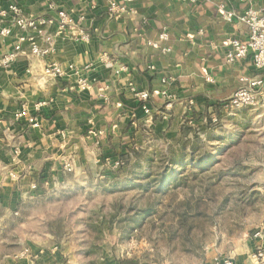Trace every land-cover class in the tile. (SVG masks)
<instances>
[{
	"label": "crops",
	"instance_id": "obj_1",
	"mask_svg": "<svg viewBox=\"0 0 264 264\" xmlns=\"http://www.w3.org/2000/svg\"><path fill=\"white\" fill-rule=\"evenodd\" d=\"M108 3L109 0L59 1L60 10L85 17L84 27L91 35V43L73 38L74 30L61 33L58 22L53 20L44 27L45 35L53 39L49 55L34 56L25 44L12 65L0 70L3 206H9L17 196L34 198L32 184L38 187L36 193H54L67 186L68 176L72 180L87 179L89 172L84 168L89 163L93 173H101L103 160L114 161L116 158L110 155L121 151L127 138L140 137L146 128L153 134L166 130L177 137L182 136L184 126H204L205 119L210 122L214 114L225 110L227 100L241 86L240 79L256 74L251 57L234 65L226 63L222 47L225 39L245 41L249 31L243 23L224 22L213 2L193 6L175 0H136L119 20L109 19ZM10 5L19 6L30 19L55 16L45 0H0L3 10ZM230 5L242 13L250 6L264 9V0H233ZM9 25L14 34L0 37V57L12 52L18 42L17 27L10 19H0V28ZM163 33L169 36L168 41H161ZM154 43L159 44L158 48ZM164 48L170 52H164ZM106 58L108 62H104ZM49 64L61 65L65 76H46L44 69ZM148 65L156 67L155 74L147 72ZM69 66L80 71H71ZM122 67L127 71H120ZM85 73L91 86L81 89L79 79ZM209 73L215 84L206 83ZM162 77H171L174 83L163 85ZM135 90L150 93L153 122L139 109ZM163 91L174 98L170 111L165 109ZM42 101L46 106L37 113L34 105ZM190 103H194L193 108ZM24 107L29 115L37 117L39 129L26 119L15 118ZM68 164L71 172L65 169ZM251 240L247 249L233 258L234 264H252L253 252L264 248V240ZM51 250L55 254L59 246ZM220 258L224 259L215 256L207 264H219Z\"/></svg>",
	"mask_w": 264,
	"mask_h": 264
},
{
	"label": "rangeland",
	"instance_id": "obj_2",
	"mask_svg": "<svg viewBox=\"0 0 264 264\" xmlns=\"http://www.w3.org/2000/svg\"><path fill=\"white\" fill-rule=\"evenodd\" d=\"M214 118L217 129L188 125L177 137L146 128L110 155L123 161L120 169L103 160L101 173H93L89 163L84 169L93 174L68 176L61 191L39 194L37 187L31 189L34 198L17 196L7 207L0 202V264H118L130 258L207 264L215 256L235 258L264 229V99L256 108L222 110ZM190 127L208 146L226 141L232 148L210 171L182 170L186 185L175 189L158 180L157 161L170 145L177 148ZM235 163L238 172L229 169ZM222 167L225 175L218 178L212 170Z\"/></svg>",
	"mask_w": 264,
	"mask_h": 264
},
{
	"label": "built area",
	"instance_id": "obj_3",
	"mask_svg": "<svg viewBox=\"0 0 264 264\" xmlns=\"http://www.w3.org/2000/svg\"><path fill=\"white\" fill-rule=\"evenodd\" d=\"M61 0H45L49 11L55 12L53 19L50 17H40L39 19H30L23 14V10L16 5H10L9 8L3 10L0 6V19H10L18 29V42L14 47V50L7 53L4 57H0V70H7L12 63L17 59L18 54L22 52V47L28 44L32 55L40 57L47 56L51 52V45L53 39L51 36L45 35L44 27L54 21L58 22L61 33L71 32L74 30L75 38L77 41L91 43V35L86 31L84 24L86 23L85 17L82 15H71L64 10L58 8L57 3ZM91 2L95 0H90ZM136 0H109L108 17L112 20L121 19L126 13L129 12L130 7ZM174 1V0H171ZM188 5L199 6L201 4L208 3V1L215 3L218 13L222 17L223 21L228 24L239 23L245 24L248 27L249 37L245 41H240L234 37L225 39L222 47L224 48L225 61L229 65H234L247 58H252L253 67H255L256 74L253 76H243L240 79L241 86L233 92L231 97L227 100L225 105L226 111L240 110L244 107L256 108L264 99V9H255L254 7H248L244 12L237 13L232 9L230 3L233 0H175ZM199 33H202L200 31ZM12 26H6L0 28V37L6 38L12 36ZM161 41H168L169 36L166 33L160 35ZM45 45V46H44ZM158 48L159 44H153ZM164 52L169 53V48H164ZM106 58L104 62H108ZM67 69L71 71L79 72L80 70L76 66H69ZM150 74L156 73V67L148 65L146 68ZM120 71H127L126 67H122ZM44 73L46 76L53 79L62 78L65 76V69L59 64H49L45 67ZM88 74V73H87ZM86 73L81 75L79 79V86L81 89H88L91 86V80ZM207 84H215V78L209 73L205 76ZM161 83L163 85H171L174 83V79L171 77H162ZM162 96L166 99L165 109L170 111L173 108L174 98L167 91L162 92ZM135 97L140 104H142V110L147 116V120L153 122L154 113L153 109L149 106L150 93L147 90L136 91ZM194 103H190V108H193ZM46 106V102L42 101L34 105L35 111L40 113L42 108ZM165 117V115H163ZM17 120L26 119L27 123L33 128L39 129L40 123L36 116L29 115L27 107L21 109L16 115ZM213 123L218 122V119L212 118ZM208 119L204 120V125L208 124ZM106 166L113 169H120L124 163L121 160L107 161ZM68 172H71V165L65 166ZM32 190L37 189V185L31 186ZM254 239L264 240V229H261L254 233ZM219 264H234L233 258L231 259H217ZM252 264H264V248L260 247L255 250L251 256Z\"/></svg>",
	"mask_w": 264,
	"mask_h": 264
},
{
	"label": "trees",
	"instance_id": "obj_4",
	"mask_svg": "<svg viewBox=\"0 0 264 264\" xmlns=\"http://www.w3.org/2000/svg\"><path fill=\"white\" fill-rule=\"evenodd\" d=\"M139 109L142 108V104L139 103ZM211 120L206 126H203L202 131L214 130L218 127L215 126ZM130 127V124L126 126ZM189 133H193V137H189ZM227 136V133L224 132ZM185 137L177 141V148L175 145H170L167 151L162 153L163 155L158 157L157 166L160 167L157 170L158 180L163 183L173 186L178 189L181 185H186V177L184 173H180L182 170L192 168V170L198 169L201 172H207L212 169L216 164L224 162L222 157L228 153L232 148L231 144H226V141H220L219 143L208 146L205 141L199 136L198 132L190 127V130L185 132ZM131 138H127V142ZM135 168V166L133 167ZM230 171L238 172L240 170L239 163H235ZM224 168L213 169V174L218 178L225 175ZM149 214V212H148ZM119 264H140L135 258L125 259L119 261Z\"/></svg>",
	"mask_w": 264,
	"mask_h": 264
}]
</instances>
